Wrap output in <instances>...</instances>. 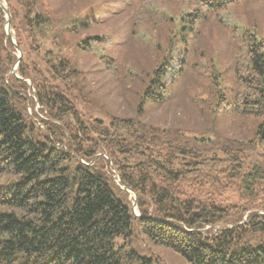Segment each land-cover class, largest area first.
<instances>
[{
	"label": "trees",
	"instance_id": "16d2710c",
	"mask_svg": "<svg viewBox=\"0 0 264 264\" xmlns=\"http://www.w3.org/2000/svg\"><path fill=\"white\" fill-rule=\"evenodd\" d=\"M123 1L132 5L134 46L147 58L138 57L121 73L139 83L134 115H112L107 122L82 117L66 92L85 72L74 63L76 54L97 55L105 69L120 72L102 49L114 46L113 34L78 36L93 4L62 13L41 0H6L21 50L14 71L18 57L0 8V264H152L129 243L135 231L188 264H264V155L249 163L242 143L144 120L147 108L179 91L191 69L206 74L204 29L220 24L233 42L239 88L231 102L212 89V109L257 118V137L264 140V33L225 13L245 0ZM159 3L178 10H159ZM192 48L198 49L197 63L188 62ZM206 78L218 84V69ZM25 80L48 115L40 123L20 93L29 86ZM202 95L193 97L204 102ZM214 146L225 154L226 168L218 174L205 169ZM226 189L237 196H224ZM118 237L123 240L116 243Z\"/></svg>",
	"mask_w": 264,
	"mask_h": 264
},
{
	"label": "rangeland",
	"instance_id": "374dc122",
	"mask_svg": "<svg viewBox=\"0 0 264 264\" xmlns=\"http://www.w3.org/2000/svg\"><path fill=\"white\" fill-rule=\"evenodd\" d=\"M1 1L6 5V0ZM16 1L10 0L12 4H16ZM41 1L47 9L53 11L58 8L59 10H63L60 11L62 13L71 11L74 8L84 10L86 5L93 4L94 8L89 9L87 17L84 16L83 19L88 23L79 29L78 36L81 38L86 36L95 38V36H100L101 34L109 33L110 37H112V34L114 35V46L107 47L103 45L102 49L104 56L107 55L113 58L110 60L106 57L111 62L110 66L115 67V57V63L121 67L118 74L111 73L114 70L105 69V66L98 62L97 55H89L86 52L74 56V63L77 67H82L85 72L81 73L82 76L79 81L77 80L76 87L70 83V87L67 89L66 85V92L71 103L76 106L81 116L85 119L100 118L105 122L112 115L133 116L136 104L134 90L139 88V83L126 79L121 73L124 67L126 68L134 62L137 63L138 57L147 58V56H145V52L134 46L136 35L134 34V26H131V18L133 17L131 3L124 2L123 0ZM103 6L105 7V12L96 13L98 9H103ZM158 7L162 11L178 10V6L173 3H159ZM225 13L230 15V17L233 14H238L239 18H235L231 22L238 25L245 24L250 29H255L256 32L264 33V0H245L243 3L233 6L231 10ZM3 30L5 33V24L3 25ZM204 31L206 32L209 45L207 50L204 51L207 59L204 62L203 68L206 74L213 69H218V82L220 84H210L211 78H206V74L199 77L200 73L198 74L197 70L191 69L187 75L182 77L179 83V91L171 93V97L164 105L147 108L144 120L179 127L186 134L194 137L218 141L232 139L244 144L246 147L244 156L247 162H258L264 155V140L258 139L256 133L259 120L253 116H243L234 113L229 107H224L221 110L217 109L216 111L212 109L213 103L216 102L214 101V97L216 96L215 91L212 89L218 88L223 100L226 99L231 102L234 93L239 88L238 80L233 72L234 60H232L233 52L230 47L233 42L227 41L226 37L228 36L224 33V28L220 24L216 26L210 23ZM95 41L98 42V40ZM217 46H219L218 50H216ZM195 50L198 49L192 48L190 52H187L188 62L197 63L199 56ZM12 53L16 57L18 56L16 50ZM104 60L107 61V59ZM194 68L196 67L194 66ZM7 75L8 73L5 74V76ZM25 81L29 86L26 89L21 87L22 91L20 93L26 99L28 98V101L30 99L26 110L28 113L34 114L35 120H39L38 122L40 123L41 116L47 119L48 115L44 111H41V106L35 102L33 89L29 84L31 82L29 80ZM195 93H203L202 97L208 98L204 102L200 101L193 97ZM53 122L58 123L56 120ZM40 126L42 128L44 123L42 122ZM206 155L207 166L205 169L209 167L214 168L213 172L218 174L217 171L226 168L225 154L219 148L214 146ZM224 196L235 198L237 192L232 189H226ZM247 212L243 214V218H245L244 215ZM128 239L129 243L138 252L153 259L152 264H188L180 254L163 245L153 243L145 234L139 231H135ZM115 240L116 243H119L123 239L118 237Z\"/></svg>",
	"mask_w": 264,
	"mask_h": 264
},
{
	"label": "water",
	"instance_id": "95a60500",
	"mask_svg": "<svg viewBox=\"0 0 264 264\" xmlns=\"http://www.w3.org/2000/svg\"><path fill=\"white\" fill-rule=\"evenodd\" d=\"M0 8L4 11V13H5V17H6V22H5V33H6V37L8 38V40H10L11 41V43L14 45V48L17 50V52H18V58H17V60L15 61V63H14V65H13V67H12V69H11V71H14L15 70V66L17 65V63H18V61H19V59H20V57H21V50L19 49V47L16 45V43H15V40H14V38H13V36H12V34H11V31H10V22H11V20H10V14H9V12L7 11V6L6 5H4L3 3H2V1L0 0ZM30 84V86H32V84L31 83H29ZM133 210H134V212L136 213V210H135V201H133Z\"/></svg>",
	"mask_w": 264,
	"mask_h": 264
}]
</instances>
